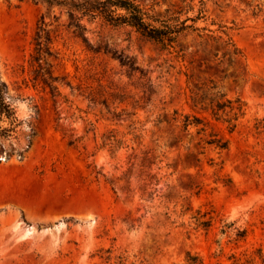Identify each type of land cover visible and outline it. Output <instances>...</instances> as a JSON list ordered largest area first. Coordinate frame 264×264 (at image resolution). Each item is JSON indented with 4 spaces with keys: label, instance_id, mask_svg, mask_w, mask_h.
I'll return each instance as SVG.
<instances>
[{
    "label": "rangeland",
    "instance_id": "obj_1",
    "mask_svg": "<svg viewBox=\"0 0 264 264\" xmlns=\"http://www.w3.org/2000/svg\"><path fill=\"white\" fill-rule=\"evenodd\" d=\"M207 10L203 38L164 50L96 24L86 43L64 8L0 0V77L22 122L0 153V264H264V0ZM220 26L238 57L209 38ZM213 84L244 105L234 129L198 101Z\"/></svg>",
    "mask_w": 264,
    "mask_h": 264
},
{
    "label": "trees",
    "instance_id": "obj_2",
    "mask_svg": "<svg viewBox=\"0 0 264 264\" xmlns=\"http://www.w3.org/2000/svg\"><path fill=\"white\" fill-rule=\"evenodd\" d=\"M50 7L64 8L68 15V28L74 30L76 36L88 43L86 35L88 25L110 26L115 29L128 30V34H138L150 41L160 45L164 50H176L179 39L189 33H198L203 38V32L207 28L198 26L200 21L207 20V1L209 0H42ZM166 5L163 11H157ZM46 23L38 33V45L42 57L43 48L50 43L49 32ZM213 33V31L209 30ZM220 35H209L215 42H222L226 48L238 57L240 52L232 43L225 26H220ZM234 47V50L231 48ZM106 52H109L106 50ZM113 57L126 66L132 76L140 72L142 77L146 76L137 66L132 58L122 52H114ZM41 57L38 59L42 61ZM46 84L51 88L53 95L57 96L58 88L53 85L55 78L49 77ZM202 94L199 102L205 110L218 120L223 115L229 116L225 122L229 123L231 129L236 128L240 116L244 115V105L241 100L228 99L225 94L217 89L216 85H206L198 89ZM150 92L152 89L149 88ZM7 84L0 77V153L5 151V143L15 137L21 120L15 106L7 97ZM199 95V93H196ZM146 95V91H145ZM177 114V112H176ZM194 122L189 116L185 119L187 129ZM210 144H216L220 149L227 148V142L213 140ZM1 163V158H0Z\"/></svg>",
    "mask_w": 264,
    "mask_h": 264
}]
</instances>
